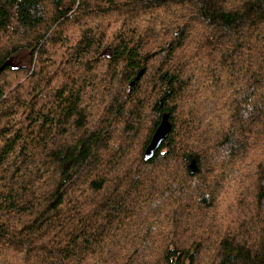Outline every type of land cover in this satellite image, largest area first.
Here are the masks:
<instances>
[{
    "label": "trees",
    "instance_id": "16d2710c",
    "mask_svg": "<svg viewBox=\"0 0 264 264\" xmlns=\"http://www.w3.org/2000/svg\"><path fill=\"white\" fill-rule=\"evenodd\" d=\"M21 48L34 70L0 73V264H264V0H0V65Z\"/></svg>",
    "mask_w": 264,
    "mask_h": 264
},
{
    "label": "water",
    "instance_id": "95a60500",
    "mask_svg": "<svg viewBox=\"0 0 264 264\" xmlns=\"http://www.w3.org/2000/svg\"><path fill=\"white\" fill-rule=\"evenodd\" d=\"M109 47L105 48L102 57L107 53ZM34 48H21L15 53L11 54L2 65H0V73L4 71L7 67L12 70H19L21 68H26L31 70L34 68V58H33ZM108 54V53H107ZM108 56H110L108 54ZM172 130V124L169 120V116L165 114L157 127L149 145L146 148L145 157L146 159H151L154 157L155 152L159 149L163 141L168 137ZM190 169L192 172H196L197 167L195 161L190 164Z\"/></svg>",
    "mask_w": 264,
    "mask_h": 264
},
{
    "label": "rangeland",
    "instance_id": "374dc122",
    "mask_svg": "<svg viewBox=\"0 0 264 264\" xmlns=\"http://www.w3.org/2000/svg\"><path fill=\"white\" fill-rule=\"evenodd\" d=\"M188 21V19H186V20H184V22H187ZM35 55V54H34ZM33 55V58H35L36 57V55L34 56ZM104 57H108V54L106 53L105 55H104ZM34 67H35V59H34ZM26 69V68H25ZM28 70V69H27ZM34 70V68L32 69V71ZM29 71H31V70H29ZM148 122V130L144 133V136H143V139H147L148 138V136H149V133H150V131H151V123H150V121L148 120L147 121ZM150 126V127H149ZM145 129V128H144ZM192 172V171H191ZM193 173V172H192ZM235 179H233L232 178V176L231 177H228L227 179H226V181H224L223 182V185H222V187H221V189H220V191H219V193H218V205H217V208H216V210H208V211H205L208 215H209V217L205 220V222H204V225H206V226H210V224L213 222V220H214V218H215V215H216V213H221L220 211L224 208L225 209V207H227L228 205H229V203H230V199H231V197L236 193V191H237V189H238V187H239V183H236V182H233ZM240 183H242V182H240ZM220 210V211H219ZM201 211V210H200ZM222 215V214H221ZM236 216L237 215H231L230 217L231 218H236ZM228 217H229V215L227 216V220L226 221H228L229 222V220H228ZM228 222H226V224L228 223ZM225 224V225H226ZM225 227V226H224ZM224 227L221 229V231H224L223 229H224ZM186 229H189V230H187V231H184L185 233H187L188 231H190V229H193V228H186ZM194 231L192 230L190 233H188L186 236L188 237V238H191V240H192V242H194V241H196V239H195V237H194Z\"/></svg>",
    "mask_w": 264,
    "mask_h": 264
}]
</instances>
